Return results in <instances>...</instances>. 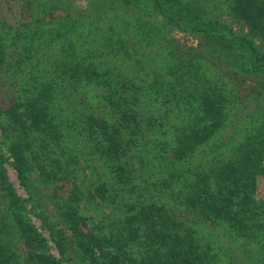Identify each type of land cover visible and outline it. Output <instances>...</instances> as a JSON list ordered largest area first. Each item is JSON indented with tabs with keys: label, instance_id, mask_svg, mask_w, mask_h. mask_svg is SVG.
<instances>
[{
	"label": "trees",
	"instance_id": "1",
	"mask_svg": "<svg viewBox=\"0 0 264 264\" xmlns=\"http://www.w3.org/2000/svg\"><path fill=\"white\" fill-rule=\"evenodd\" d=\"M99 1L93 19L0 18V264H216L197 218L237 247L264 233L251 195L264 110L231 120L240 81L210 61L264 95V0ZM117 5L131 17L111 18ZM170 30L199 36L200 52L170 45Z\"/></svg>",
	"mask_w": 264,
	"mask_h": 264
},
{
	"label": "rangeland",
	"instance_id": "2",
	"mask_svg": "<svg viewBox=\"0 0 264 264\" xmlns=\"http://www.w3.org/2000/svg\"><path fill=\"white\" fill-rule=\"evenodd\" d=\"M99 0H49L46 1L45 5H39L38 0H0V18H3L9 23L16 24L21 20V23L26 24L31 23L32 25L37 23H45L43 25L52 24L54 21L60 18H65L67 16H73L75 19H93L98 17V5ZM113 4V2L111 3ZM131 8L127 6H116V8L110 9L108 15L111 18L116 15H124L125 17H131ZM230 26L234 27V30H244L245 27L237 22L235 19H232L230 16L226 17ZM168 43L173 47H180L182 53L188 48L195 49V53H199L201 47L199 46L202 43V40L199 36L193 33L180 32L177 30H170L167 34ZM206 56V55H205ZM211 65L217 72V74H225L228 77L235 79L234 87L238 91V81L239 89L242 94L238 109L234 114L230 115V119L247 120L252 117L251 112H248L254 109L255 105L260 106L264 110V95L257 94L258 82L260 80L255 77H233L229 76L230 73L227 70V63L223 60H220L216 57L211 58ZM212 70V69H211ZM11 96V93L8 91V88L4 85L0 78V100L2 98H8ZM260 99H255L254 97ZM252 99V100H251ZM251 100V101H250ZM257 100V103H255ZM250 101V103H249ZM230 128V127H229ZM7 169L8 176L11 182L16 187L18 193L22 196H26L25 190L20 186L17 173L12 168L11 165H5ZM257 188L252 192L253 198H263L264 199V174H259L257 178ZM187 216L190 213L182 212ZM195 223L199 228L200 232H203L207 235L211 249L210 253H207V256L211 260H215L216 264H264L262 262L264 256V241H259L260 238H264V233L260 235L257 240H250L247 234H240L238 239L235 241L238 243V247L228 239L227 234H224V231H218L221 227H215L213 224H210L209 221H205L202 218H197ZM34 223L39 228L44 235H47L45 230H41L40 221L33 218ZM259 231L264 230V226L258 227ZM67 235L69 233L67 232ZM67 246L71 247L73 250L77 244L74 242V239H70ZM48 251L58 256L57 248L51 240H47ZM60 257V256H59ZM77 257V258H76ZM88 258L84 259L82 264H89ZM72 263L75 264L81 259L75 253V256L72 258Z\"/></svg>",
	"mask_w": 264,
	"mask_h": 264
}]
</instances>
